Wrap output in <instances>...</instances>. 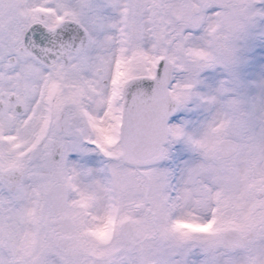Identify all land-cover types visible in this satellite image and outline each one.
Masks as SVG:
<instances>
[{
	"label": "snow or ice",
	"instance_id": "6c2138e0",
	"mask_svg": "<svg viewBox=\"0 0 264 264\" xmlns=\"http://www.w3.org/2000/svg\"><path fill=\"white\" fill-rule=\"evenodd\" d=\"M0 264H264V0H0Z\"/></svg>",
	"mask_w": 264,
	"mask_h": 264
}]
</instances>
